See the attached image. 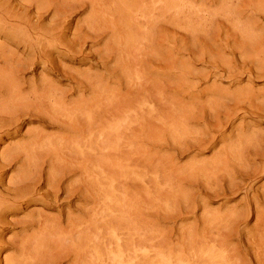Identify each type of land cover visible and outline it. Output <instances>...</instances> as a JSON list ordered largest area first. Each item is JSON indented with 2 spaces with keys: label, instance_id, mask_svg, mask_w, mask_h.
<instances>
[{
  "label": "rangeland",
  "instance_id": "obj_1",
  "mask_svg": "<svg viewBox=\"0 0 264 264\" xmlns=\"http://www.w3.org/2000/svg\"><path fill=\"white\" fill-rule=\"evenodd\" d=\"M143 263L264 264V0H0V264Z\"/></svg>",
  "mask_w": 264,
  "mask_h": 264
},
{
  "label": "bare ground",
  "instance_id": "obj_2",
  "mask_svg": "<svg viewBox=\"0 0 264 264\" xmlns=\"http://www.w3.org/2000/svg\"><path fill=\"white\" fill-rule=\"evenodd\" d=\"M92 113H93V112H92ZM92 115H93V114H92ZM111 116H112V115H111ZM91 119H92V118H91ZM95 123H96V122H95ZM93 124H94V123H91L90 125L93 126ZM90 128H91V127H90ZM81 132H82V131H81ZM95 133H96V132H95ZM109 134H110V133H109ZM94 135H95V134H94ZM103 135L105 136V134H103ZM104 136H103V137H104ZM109 139H110V138H109ZM94 140H95V139H94ZM94 140H93V141H94ZM100 140H101V139H100ZM112 140H113V139H112ZM87 142H88V140H87ZM93 143H94V142H93ZM104 143H105V142H104ZM88 144H89V143H88ZM90 144H91V143H90ZM93 145H95V144H93ZM97 145H99V144H97ZM81 148H82V147H81ZM91 148H92V147H91ZM94 149H95V148H94ZM112 150H113V149H112ZM119 150H120V149H119ZM103 151H104V150H103ZM108 151H109V150H108ZM96 152H97V151H96ZM83 153H84V152H83ZM95 155H96V154H95ZM128 240H129V239H128ZM127 244H128V243H127ZM132 244H133V242H132ZM130 245H131V243H130ZM130 245H129V246H130ZM135 245H136V244H135ZM120 246H121V244H120ZM135 247H136V246H135ZM128 248H129V247H128ZM130 249H131V248H130ZM137 252H138V251H137ZM139 254H140V253H139ZM133 255H134V254H133ZM119 256H120V255H119ZM136 256H137V255H136ZM137 257H138V256H137ZM143 264H144V263H143Z\"/></svg>",
  "mask_w": 264,
  "mask_h": 264
}]
</instances>
